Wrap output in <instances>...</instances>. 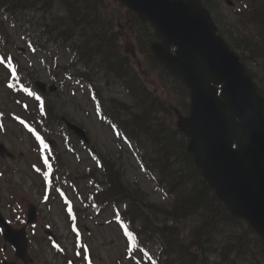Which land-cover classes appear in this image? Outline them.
Masks as SVG:
<instances>
[{
    "label": "rangeland",
    "instance_id": "374dc122",
    "mask_svg": "<svg viewBox=\"0 0 264 264\" xmlns=\"http://www.w3.org/2000/svg\"><path fill=\"white\" fill-rule=\"evenodd\" d=\"M244 0H216L220 4L222 14L225 16V27L226 25L232 26L236 31L238 30L241 34H246L245 31L237 25V16L234 11L238 9ZM110 8L115 7L111 2H107ZM120 9V8H118ZM121 14L124 15L125 11L120 9ZM219 11V10H218ZM1 14V13H0ZM51 12H17V15L9 16L7 14L1 15L3 25L7 29L8 36L10 39L3 42L0 39V47L5 48L7 54L14 58L22 69L26 72L32 71L38 74V80L41 82H50L47 68H45V59H56L60 64L64 65L70 63L73 59L71 51L68 50L67 46L58 43L54 44L46 36L41 35L38 31V27L41 22H47L51 20ZM224 32V29L221 28ZM247 30L255 31V27ZM225 34V33H223ZM29 38H32L38 44H42L49 52L44 53V50L32 52L27 45ZM223 38L229 41L230 38L225 34ZM127 46L126 51L130 53V62L133 61V68L136 71L143 69L145 64L142 66L138 65L142 62V57L135 52L131 45ZM124 45V43H123ZM238 55L242 54L247 56V51L242 49H236ZM58 53V55H57ZM51 60V61H52ZM247 67L250 71L258 76V79L264 82V62L261 59L248 60L246 62ZM2 76L6 77V71L1 70ZM0 74V75H1ZM5 80V79H4ZM96 88L100 87L101 93L104 98L110 97L130 103V98L127 97L123 88L117 83V81H111L109 84L102 82V77H95ZM148 86L151 90H157L158 95L163 96L164 92L158 81H155L151 77L148 81ZM57 92L48 93L47 97L51 102L56 103L57 113H67L70 121L76 125H79L91 142L97 146V149L109 155L111 160L116 161L117 166L120 167L123 173V183L134 186L138 185L139 188L149 197V199L156 205L166 203L163 192L156 187L155 182L157 179L154 178L151 172H144L138 161V154L132 148L129 150L123 146L120 142L115 139L114 133L109 125L101 122L93 111V101L89 97V89L85 87H69L62 92L57 83ZM99 89V88H98ZM21 93L18 95L20 96ZM27 102L24 96L20 99L14 95H8L4 86L0 85V109L7 117L10 112L23 115L22 110L15 101ZM6 135H0V142L5 144L10 151H14L16 154H20L18 160L7 163V165H1L0 170L4 171V177L0 179V209L1 211H9L6 209V202H10V197H15V200L20 202L26 209L29 204L37 206L39 210L40 218L38 217L37 224V236L43 235L42 228L46 222L53 226L56 235L62 238V243L66 248L68 254L72 251V236L69 235L68 225L66 219L61 210V205L56 201L53 202V208L50 210L40 203L42 195V184L38 177L34 176L32 170H30V164L34 163L35 159L32 155V143L28 136L24 133L19 126H17L12 120H7L5 123ZM55 141L59 143L61 152L65 159L67 168L75 174L77 184H84L86 181L81 179L83 173L88 172L94 168L96 161L92 160L91 156L88 155L80 146H77L76 150H70L64 154L65 147L61 142H64V135L60 134L56 130ZM57 137V138H56ZM144 152V151H142ZM121 157H119V154ZM148 163V162H147ZM149 164V163H148ZM89 182V189L92 191L93 183ZM164 185V184H163ZM162 185V186H163ZM78 201V200H77ZM8 204V203H7ZM78 209L79 206H78ZM90 212L93 215L94 212ZM100 215H95L93 219L85 218L81 219L80 224L83 229L84 235L88 239V246L92 250V256L97 264H132L126 256V246L124 245V239L118 233V229L115 226L116 223H112L115 212L111 208H107L102 211ZM82 233V234H83ZM34 254L37 257V263L34 264H65L64 260L59 259L51 248H48L44 240L40 238L35 242ZM70 258L71 254H70Z\"/></svg>",
    "mask_w": 264,
    "mask_h": 264
},
{
    "label": "water",
    "instance_id": "95a60500",
    "mask_svg": "<svg viewBox=\"0 0 264 264\" xmlns=\"http://www.w3.org/2000/svg\"><path fill=\"white\" fill-rule=\"evenodd\" d=\"M120 1L136 12L139 19L153 25L156 39L163 42L153 43L152 52L171 74L191 89V107L193 110L197 107L198 117L186 129L197 130L188 147L195 163L203 169L208 183L224 196L221 197L231 213L245 218L264 240V213L262 220L255 214L257 210H264V197H259L257 202L242 203L246 212L234 197L241 188L255 186L243 171L242 157L249 156L258 169H264V102L254 93L238 60L214 35L215 27L199 0ZM171 45L178 47L176 57L169 52ZM211 82L224 84L223 102ZM234 91L241 97L246 113L230 110V96ZM209 111L210 115L203 120L201 116ZM253 136L259 137L260 143ZM232 144H237L236 151L231 149ZM244 146L247 151L243 150Z\"/></svg>",
    "mask_w": 264,
    "mask_h": 264
},
{
    "label": "trees",
    "instance_id": "16d2710c",
    "mask_svg": "<svg viewBox=\"0 0 264 264\" xmlns=\"http://www.w3.org/2000/svg\"><path fill=\"white\" fill-rule=\"evenodd\" d=\"M39 3L49 9L58 4L60 10L66 12V15L59 16L55 20L56 28L64 27L62 31L58 32L59 38H66L65 35L68 32L73 34L74 37H67V40L80 39L83 55L104 53L107 51L105 42L113 43L114 46L118 34L113 32L112 21L106 15V8L103 6L104 0H0V8L15 12L18 8L28 9L39 5ZM128 15H130L131 23L137 25L140 30L137 37L140 50L147 54V58L151 62L147 48L152 40V30L149 26L140 24L131 13ZM249 46L251 50L257 47L256 44ZM113 50L116 49L113 47ZM104 61L106 64L112 63V60L109 61L106 58ZM163 74L169 78L166 72ZM260 93L264 96V89H261ZM180 141L182 145H180V150L174 152L172 162L161 160L162 164L159 166L160 172L165 174L170 191L176 198L171 211L165 212V214L183 220L184 218L181 217L177 209L183 207L189 209L193 215L198 214V218L203 223L194 229L190 242L194 246L197 245L199 248L205 249L204 252H208L211 256L216 254L218 256L217 264H227L226 261L233 264L243 263V261L248 264H261L257 258L264 261V247L259 245L258 240L253 238L250 231L243 228L241 221H235L236 225H234L233 231L229 228L228 230L223 229V225L234 223V219L227 215L221 204L201 181L200 174L191 163L190 156L184 151L185 144L181 137ZM166 217L170 219V217ZM170 230L174 232L176 238H180L181 232L174 223ZM178 253L180 256L182 255V257L179 256L182 259L187 255L185 251ZM232 254H234V258L229 259Z\"/></svg>",
    "mask_w": 264,
    "mask_h": 264
},
{
    "label": "bare ground",
    "instance_id": "6f19581e",
    "mask_svg": "<svg viewBox=\"0 0 264 264\" xmlns=\"http://www.w3.org/2000/svg\"><path fill=\"white\" fill-rule=\"evenodd\" d=\"M40 4V3H39ZM54 13H60L59 11H54ZM231 101H230V110L234 111L236 109L242 111L243 113H246V109L241 101V97L239 94L234 91L231 96ZM257 143H260V138L259 137H252ZM216 148H214L212 151H215ZM243 150L247 149L245 146L243 147ZM242 165H243V171L246 172L247 176L249 179L255 183L254 187H250L243 189L244 195H246L245 198H241L239 200V203H245V202H257L259 200V197L263 196L264 197V169H258L253 160L248 156V157H242L241 160ZM178 213L183 217L185 220L188 222L192 221L193 213L187 209V208H177Z\"/></svg>",
    "mask_w": 264,
    "mask_h": 264
}]
</instances>
